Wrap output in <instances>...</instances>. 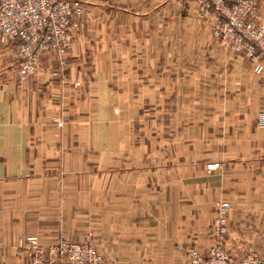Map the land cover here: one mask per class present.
<instances>
[{
    "label": "crops",
    "instance_id": "crops-1",
    "mask_svg": "<svg viewBox=\"0 0 264 264\" xmlns=\"http://www.w3.org/2000/svg\"><path fill=\"white\" fill-rule=\"evenodd\" d=\"M122 1L105 7L116 16L115 30L140 32L146 45V17L162 15L165 21L179 11L165 5L168 0ZM255 4L256 20L264 24V0ZM121 16L125 24L117 22ZM164 25L152 29L162 37ZM99 37L92 47L78 36L63 59L66 66L54 53L43 55L23 85L16 80L12 49L0 44V264H23L20 245L31 237L45 246L63 238L93 240L108 264H186L190 246L207 254L218 200L232 206L230 254L241 257L252 249L264 258V73L238 56L237 89L245 102L222 106L248 112L222 117L229 128L222 141H242L250 149L227 150L224 156L233 160L204 177L176 180L174 167L166 183L164 170L149 166L148 149L134 146L133 120L125 118L127 111L143 107L130 95L147 93L148 86H119L118 74L109 70L134 57L149 62V55L130 56L131 36L109 42ZM116 46L126 54H117ZM227 60L223 54L205 58L209 88L226 91L232 85L225 83L235 78L223 66Z\"/></svg>",
    "mask_w": 264,
    "mask_h": 264
},
{
    "label": "rangeland",
    "instance_id": "rangeland-1",
    "mask_svg": "<svg viewBox=\"0 0 264 264\" xmlns=\"http://www.w3.org/2000/svg\"><path fill=\"white\" fill-rule=\"evenodd\" d=\"M79 2L83 11L81 26L71 31L70 46L65 50L47 51L43 55L54 53L60 57L62 65L66 66L67 63L63 59L73 50L76 39L80 35L87 38L92 47L95 41L99 42L101 35L106 42L115 41V39L124 41L127 35L133 38V45L129 48L130 56L131 54L140 56L144 53L149 55V62L136 61L134 57L135 60L131 59L129 62L114 63L109 70L118 74L119 86L131 87L133 85L135 88L144 86V89L148 86L147 93L130 95L132 97L130 101H133V104H141L143 107L139 111H127L125 118L133 120L131 131L136 137L134 146L142 145L144 151L148 149L149 166L152 169L164 170L166 175L161 177L166 183L170 182L169 177L172 175L169 173L172 174L174 167L179 169L176 171V180L179 175L182 179L189 178L191 175L204 177L213 172L223 171L227 167L226 162L233 160L224 156L227 150L235 152L250 149L248 144L242 141L229 142L226 139L223 142L221 139V136L229 132V128L221 124L222 117L234 116L233 118H236L239 113L245 116L248 112L228 111L222 108L223 105L228 108V105L240 104L245 100L243 95H238L240 93L237 89V57L241 55L226 50L221 40L215 37L216 15L211 12H202L195 0H168L165 5L170 8L176 7L179 11L176 16L165 15V21L162 15L146 17L145 22H148L150 26L148 35L143 36L149 40V45H146L140 41L142 39L140 32L128 33L125 29L115 30L116 16L110 15L106 10L110 6H115L116 3H112V0H79ZM122 5H125V0L122 1ZM117 22L125 24L126 17L121 16L120 21ZM135 22L140 21L135 20ZM158 22L165 24L162 37L156 29H152L153 26H157ZM119 45L121 46V43L118 42ZM118 46L114 50L117 54L124 56L126 54L124 47L122 52ZM89 53L93 54L92 48ZM109 53L107 48V54ZM222 54L228 58L223 66H226V71L231 77L235 76L234 79H227L228 75L223 78L224 81L227 79L225 83L232 84L229 85L230 87L227 85L229 88L226 91L225 89H212L206 85L209 76L205 69L207 67L204 62L205 58L222 56ZM158 55L162 58L160 62ZM245 60L251 66L254 65L251 59L245 57ZM163 73L164 77H162ZM174 73L176 75H173ZM218 81L221 82L220 79ZM55 124L62 128V119L56 118ZM238 130L239 127H232V131ZM139 141L143 143L140 144ZM199 191L203 190L199 189ZM221 202L228 201L218 200L215 203V216L209 230L211 241L207 251L214 244L215 220L218 205ZM33 238H36L38 245L44 248L43 258L47 261L50 259V247L66 241L91 247L102 257L104 264H108L107 258L92 243L93 240L75 243L63 238L54 246H45L38 237L28 238L21 243L20 249L25 255L23 264H31L34 259L35 249L30 241ZM191 249L200 251L197 247L190 246L186 257Z\"/></svg>",
    "mask_w": 264,
    "mask_h": 264
},
{
    "label": "built area",
    "instance_id": "built-area-1",
    "mask_svg": "<svg viewBox=\"0 0 264 264\" xmlns=\"http://www.w3.org/2000/svg\"><path fill=\"white\" fill-rule=\"evenodd\" d=\"M202 12L217 16L214 35L226 50L252 60L255 72L264 73V24L257 22L255 0H195ZM83 11L79 0H0V44L12 49L17 60L16 80L25 83L37 70L47 51L70 46L71 31L81 26ZM229 202L218 205L214 244L206 255L188 251L186 264H264V258L249 249L243 256L230 254ZM31 264H104L91 247L62 241L50 247V259L36 238Z\"/></svg>",
    "mask_w": 264,
    "mask_h": 264
}]
</instances>
